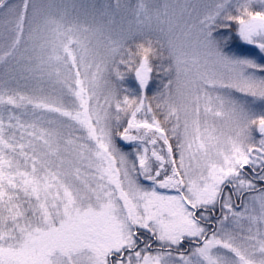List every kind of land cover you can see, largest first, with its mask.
Masks as SVG:
<instances>
[{"label":"snow or ice","instance_id":"6c2138e0","mask_svg":"<svg viewBox=\"0 0 264 264\" xmlns=\"http://www.w3.org/2000/svg\"><path fill=\"white\" fill-rule=\"evenodd\" d=\"M0 264H264V0H0Z\"/></svg>","mask_w":264,"mask_h":264}]
</instances>
